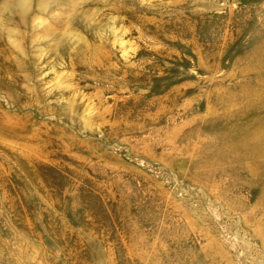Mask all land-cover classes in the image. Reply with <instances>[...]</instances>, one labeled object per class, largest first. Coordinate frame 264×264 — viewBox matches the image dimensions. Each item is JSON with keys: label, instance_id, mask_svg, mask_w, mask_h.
I'll return each instance as SVG.
<instances>
[{"label": "rangeland", "instance_id": "obj_1", "mask_svg": "<svg viewBox=\"0 0 264 264\" xmlns=\"http://www.w3.org/2000/svg\"><path fill=\"white\" fill-rule=\"evenodd\" d=\"M0 264H264V0H0Z\"/></svg>", "mask_w": 264, "mask_h": 264}]
</instances>
